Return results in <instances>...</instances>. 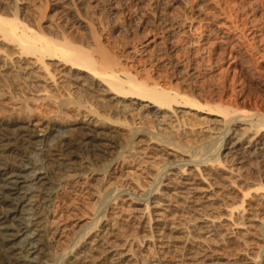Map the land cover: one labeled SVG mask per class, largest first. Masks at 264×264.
I'll use <instances>...</instances> for the list:
<instances>
[{"label":"rangeland","instance_id":"374dc122","mask_svg":"<svg viewBox=\"0 0 264 264\" xmlns=\"http://www.w3.org/2000/svg\"><path fill=\"white\" fill-rule=\"evenodd\" d=\"M45 2L44 0L42 1L41 0H26V1L25 0H16V1L15 0H0V9H1L0 14L2 16H9L11 18L13 17L15 18L17 16L16 18L21 20L20 21L21 23L25 22L27 25H30V26H35V24L36 25L40 24L46 27L47 29L50 28L53 31H57L58 26H60L64 28L65 30H68L67 32L71 31V33H74L76 35L77 34L79 35V31L80 33L82 32V28L79 26V23L74 22L68 10L64 9L65 7L64 0L63 1L62 0H47V3ZM73 4L75 5L76 8L80 10L79 12H83L81 14H84L85 10L82 9L83 8L81 7L82 4L77 3V1L76 3L73 2ZM195 6L196 8L199 6V9H202L200 11L204 13L202 14L204 19L201 21L200 27L197 26L196 24L197 27L195 29V32H198L200 29H205V31L210 32L209 34L211 36L209 35V37H210L211 42H213L214 45H216V47H213L215 48V50H217L216 52H222V50L224 49L226 50V54L223 57V60L222 58L220 59L219 57L220 55L212 54L210 50L211 47L209 46L206 49L201 50L202 52H200V53H203L204 51L205 54L203 53L204 54L203 56L204 58H206L204 59L205 61H202L201 59L202 57H200L201 55L199 56L197 52H195L196 54L195 55L194 52L192 51L189 52L187 50H184V48L182 49L179 48L182 51L179 54V49L176 51L170 50L171 48L169 47V42H167L168 39L166 37L165 39L166 41L164 39L162 40V42L163 41L165 42H163L162 44H160L161 43L160 42L158 45H156L157 47L155 46L153 48L156 50V52L153 49L151 50L150 49L151 47H150L148 49L153 51V53L149 52V56L148 54L144 55V53H142L143 55L140 54V56L136 57L137 59H134L136 62L133 60L134 62L133 65H137L138 63V65L135 66L136 70H139L137 69L138 67L140 68L139 72L137 71L138 75L136 74V76L139 79L141 77V80H144L145 77L148 78V77L153 76L152 78L155 77L154 80L158 79L157 81L159 82V84L162 83L163 85L162 84L160 85L164 86V88L177 89L178 87L179 90L182 89L181 92L183 91V93L185 92L186 94L189 93V95L191 96L193 95V97L196 100L200 101L201 99L202 103L206 101L209 102L210 100H212L211 99L213 98L212 96H215L214 97L215 99L213 98V100L215 101H219V100H216V98L218 99V97H220V100L222 99H224V101L228 100L225 98L226 96H228L227 93H229L228 97L229 98L231 97L230 99L234 98V96L236 98L240 93L239 87L241 84L240 83L238 84L236 82L239 85L238 86V85H235V83H232V82H231L232 84L229 83L230 79L229 81H227L228 78L226 79L223 76L222 72H221L222 75L219 74L221 76H218V73H220L221 71L219 69H221L222 66L225 67L227 63H230L233 60V59L231 60V58L228 57L230 53H231V56L233 54L234 55L238 54V56L242 58V61H244V58L246 59L245 64L250 65L249 66L250 69L248 68L249 70H251V68L255 66V69L253 68L252 71H255L254 73L260 75L261 77L263 76L264 74V0H213V1L212 0L211 1L209 0L208 1L207 0H201V1L200 0H185L183 4L182 3L175 4L172 8H168V9L162 8L163 11H161L160 10L161 8L159 7L155 8L154 5L153 7L146 6V9L150 8V10L147 9V12H145L147 15L144 13L145 14L144 16H146L145 19L147 20V24L145 25L146 28L140 27V24H139L140 22L136 19L137 17L136 18L133 17V22L134 20L136 21L135 23H131L132 21L129 19V16H125V17L122 16L117 19L118 21L116 20V24L118 25L119 28L121 26V28L119 29L117 33H113V37L115 39L117 37L118 40L117 39L116 40L119 44L125 45L126 41H130V44L131 42H134L133 46L138 45L139 47L140 43L144 42V40L149 37L150 34L147 31L149 27L151 28L150 24H152L153 26L152 21L156 23L158 20H159L158 22H160V18L161 20H164L165 18L173 19L174 17L175 19L176 17V19L179 20V19H184L187 16L190 17L194 13ZM14 8L16 11L13 10ZM134 8L137 9V7L133 4V13L139 11L138 9H137L138 11H136V9L134 10ZM156 9L158 12L156 11ZM166 10H168V12ZM15 12H17L16 16H15L16 14ZM151 12L153 14L156 13L157 16L159 14V16L157 17L154 14L155 16L154 17L153 14L151 15L149 14ZM164 12L165 14H163ZM42 13H44V15ZM41 15H42V19L41 21H39ZM225 15H231L232 18L235 17L238 24L239 25L241 24V27H240L241 31L239 30L237 32V34H240V35L243 34L242 36L238 35L240 39H242L243 36L245 35L244 38L242 39L243 41L242 40H240L239 42L237 41L241 47L239 48L237 47L236 49L234 48V50L229 48L232 45L230 44L231 42H228V40L225 39V37L218 35V33H220L221 30L224 29L221 26L222 25L221 21H223ZM150 16L151 18L149 19L148 17ZM59 17L61 18V20ZM37 21H39L40 23H38ZM48 22L49 23L51 22V23L49 24ZM62 23L63 25L65 23V25L63 26ZM56 25H57V28H55ZM75 25L76 27H73ZM242 28L244 29L243 31H242ZM131 31L134 33V35ZM75 32H78V33H75ZM212 32L214 33L212 34ZM117 34L120 36L122 35V36L121 37L119 36L120 37L119 38ZM214 34H216V37ZM162 36H164V34ZM245 38L246 40L248 39L247 42ZM166 42H167V45H166ZM175 42L176 41H174V43ZM243 43L244 44L246 43L245 45L247 49L245 48V45H243ZM0 44L1 45L3 44L2 46L0 45V49L6 46V44L2 43V41H0ZM130 46H132V44ZM5 48H8V47H5ZM244 48L248 51V53ZM254 48L258 49L256 50L257 53L256 51L253 53ZM13 49L16 50V48H13ZM209 51H210V54H208ZM260 51L263 52V55L260 54L261 53ZM3 52L2 54L6 53L5 51ZM183 52L185 53L188 52L189 54L188 53H187L188 55L185 53L183 54ZM175 53L177 54L175 55ZM190 53L191 54L193 53L192 56ZM194 55L196 57L193 58ZM209 55L211 57V60H213L215 63H218V64H212L210 67L209 64H207L208 63L207 58L210 59ZM145 56H148L147 57L148 59L149 57L151 58L152 56L153 58L149 60L146 58L147 61H145V58H143ZM246 56L248 57V59ZM261 56H263V58ZM3 57L5 59H2ZM17 57L18 56L14 54H12L11 56L8 54L2 56L1 51H0V65L2 66V64H4V62L7 61L5 63L7 67L5 65L2 66V68L0 67V72H1L0 74V121L11 122L13 120L16 121V120L21 119L20 120L21 125H23L24 127L26 126L25 128L28 130H31L33 132L35 131V133L38 132L37 134H40V135L47 134L50 131L51 126L55 125L57 128H59L62 131H64L63 129H65V131L67 129V133H69L68 135L70 136V138L72 137L71 139H73V141L75 139H76L75 141H79L81 139L82 137L81 131H83L82 125L84 126V124H86L87 127L89 125V128H96V129L100 125L98 129L103 131L107 135V137L111 139V137L113 136V139L111 140L115 141L117 139L116 141L119 140L118 142H120L121 144H123L122 146H124L122 149L114 150L115 152H111L110 150L109 154L110 153L112 154L106 156L105 159L102 157L104 156L103 153L101 152L98 153L99 150L95 151L96 155L95 153L94 154L87 153L88 157H91V158L94 157V159L92 158L93 161L96 160V158H98L94 162L91 160V158H88L89 165L87 167V175H85L86 173L81 175L79 172H75V173L71 172L72 173L71 175H70V172L69 173L57 172V177L61 179V186L57 194L58 199L56 198L57 200L55 199L53 205L49 209L46 210L47 213L45 212L46 214H45V218L43 222L44 224L43 227L46 232L44 234H45V240H47L46 246H47V253H48L46 257L47 260L44 259L45 262L43 261L44 264H54V263L55 264H264V204H263L264 203L263 201L264 200V186H263L264 185L263 183L264 182V174H263L264 173V167H263L264 165V130L259 131L257 134L255 133L254 128L250 129V127H248L249 124L237 123V125H234L236 124V122H234L233 125L230 124L231 130L227 133V135L225 134V136L223 137L220 134L224 132L225 127H224V123H222L223 121L221 117L210 115L208 114L207 110H204L206 112L196 111V110H192L189 107H186L183 105L173 106V108H170V109L158 110L152 107L151 104H148V102H145V101L139 102L138 100H135V99H133V102L135 103H133L130 106V109L135 110V111L130 110L127 113V115L120 116V114L119 115L113 114L115 112L112 113V111H109V110L107 111V108L103 112V109H104L103 106H104V103L106 102V101L104 102V100L105 99L108 100L109 95L101 92L100 90L96 91V89H88L87 86L82 87L79 84H75L74 83L75 73L74 72L72 73V71H70L68 67L66 68V66L63 67L62 65H59L56 63L55 65L56 68L54 66L53 67L57 71L54 72L55 74L54 82H51L52 79L49 80L50 77L45 76L46 73H44V69L42 70V68H37L39 67V65L33 62L34 60L33 58L29 60L26 59L29 62V63L27 62L26 63L29 64L31 67L27 65L26 68H23L24 64L22 63L24 62L23 61L24 59L20 58L19 60ZM159 57L160 59L162 57L161 61L160 59H157ZM251 57L255 59H252ZM8 58L10 59L12 64L9 62ZM216 58L218 60H216ZM219 59H220V62H219ZM250 59L253 62L250 61ZM1 60L3 63L1 62ZM138 60L139 62H137ZM200 60L203 63H201ZM148 61L150 62L148 63ZM47 62H52L53 64H55L54 61L47 60ZM163 62L165 63L163 64ZM249 62L250 63L252 62V63L250 64ZM18 63L20 64V67ZM33 63L35 65H33ZM151 63L154 65L156 64V66L151 65ZM172 63H174L175 65ZM197 63L199 65L197 67L198 70L195 67L197 66ZM204 63L206 64L202 65ZM12 65L14 67H12ZM16 65H18V68ZM21 65H23V67H21ZM181 66L182 68L184 69L187 68V69L183 71L184 73L182 72L180 74L179 73L177 74L176 72L178 71L177 69L182 70ZM205 66H208L207 71H206ZM53 67L52 69H54ZM190 67H194L196 69L195 74L198 73L197 75L194 76L195 79L194 77L191 78L193 79V82L190 81L191 80L190 77L187 78L184 76L185 74H187L185 72L188 71ZM35 68L38 72L34 70ZM141 68L143 69V71H141ZM201 68H204V69H201ZM15 69L17 72L15 71ZM24 69H26L25 70L26 72H27V69H29L30 70L29 72L31 73L35 71L36 72L33 73V75L30 73L32 76L29 75V77H25L26 80L24 81L23 74L25 73V71H21ZM209 70H210V73H209ZM14 71H15V74H14ZM19 71L23 73L21 74ZM40 71L41 72L43 71L42 72L43 75L41 74ZM257 71H260V74ZM8 73H11L12 75ZM211 73L213 74V76ZM35 74L38 75V77ZM181 74L183 78L185 77V80L182 79ZM11 77H15L17 80L15 81L14 80L15 78H11ZM17 77H20V78H17ZM30 77L31 78L33 77V79H31ZM83 77H84L83 78L84 84H86L87 80L89 79L86 78L87 77L86 75H83ZM222 77L225 79H223ZM55 78L57 79V81ZM18 79L20 80V82ZM181 79L183 80V83ZM217 79H218V82L216 83ZM5 80H7L8 82ZM22 80L24 81L25 84L28 83L27 86L24 85ZM187 80L189 81L187 82ZM32 81H34L35 83ZM55 81L57 82V84L58 83L59 84L58 85L55 84ZM185 81L187 84L184 83ZM54 84L56 86H54ZM29 85L30 86L32 85L35 88L33 87L31 88ZM66 86L68 87V89ZM179 86L180 87L182 86V88L180 89ZM43 87L44 89H46L45 91L47 92H44V89H42ZM183 87H184V90H183ZM28 88L30 90L32 89V91H29ZM37 88L40 91L37 90ZM50 88L51 90H49ZM76 88H80L81 90L76 89ZM233 88H234V91L232 92L233 93L232 95L235 94L234 96L231 95V91ZM235 88L238 89V91ZM33 89H35V91ZM217 89L219 90V93L221 92L220 94L218 93L219 95L216 93L218 92ZM5 91L6 93H4ZM32 92H35V93H32ZM49 92L52 94L50 95ZM212 92H214L215 94ZM73 93L76 95H74ZM45 94H46V97H45ZM23 95H24V98H23ZM86 95L87 96L89 95V97L87 98ZM216 95H218V97ZM207 96L209 98L211 97L210 100ZM199 97L201 98L199 99ZM202 97L205 101L202 100ZM86 99L89 101H87ZM213 100L211 101L212 103L214 102ZM39 101L40 102L42 101V102L40 103ZM76 101H79L78 102L79 105H77L78 103ZM214 103H217V102H214ZM132 106L133 108H136V109H133ZM245 107H246L245 109H248V111L250 110L249 111L250 113L256 110V108H254L253 104L250 102L246 104ZM137 109L141 110L139 111L140 113H142V115L147 114V116L143 115L142 117L144 118L139 120ZM105 112H108V113L110 112V113L108 115ZM104 113L107 114L109 117H107V115L104 116ZM130 113L131 115H129ZM101 115L105 119L101 117ZM95 116H97L98 119ZM113 116L114 118L118 117V119L122 118V120L121 119L118 120L116 118H115L116 120H114ZM124 118H127V119L125 120ZM101 119L104 122L100 121ZM217 120L218 121L220 120V121L218 122ZM112 121L114 122L116 121V122L112 123ZM140 121L141 122L143 121L144 123L143 122L141 123ZM210 121H212L211 124L209 123ZM158 122H161L162 124L160 123L159 125ZM185 122L187 123V125H185L186 124ZM147 124H149V126H147ZM130 127H132L133 129ZM79 128L80 130H78ZM108 128H110V131ZM136 128L139 129L141 132H143L144 135L141 134V136L140 135L133 136L135 133L134 130ZM160 128L162 131H164L163 132L164 134L166 132L171 131L173 133L171 135L173 136L179 135L181 133L182 137H184V135L186 134L194 138L199 137L198 139H202V140H199L198 141L199 143H196L193 149L197 150L201 156L205 154L206 149H207L206 152L209 149V151L207 152V155L205 154L203 155V157H209V156L215 157L216 155H219L220 159L223 161V162L221 161L222 165L220 164V166H218L216 165V163H213V166L211 165L213 167L212 168L210 166V163H211L210 161L207 163L200 162L199 166L194 165L195 164L194 162L185 164V162L189 158L187 156L188 153L186 154L179 149L175 150L174 147L171 148V147H168L167 145L164 146V144L162 145L158 140L152 138V135L158 136L159 133L162 132ZM244 128H246V130ZM146 131L147 132L149 131V132L147 133ZM79 133H80V136H79ZM193 133L194 135H192ZM109 134L110 136H108ZM169 134L170 133L168 134L166 133L165 135H169ZM149 136H151V138ZM221 137H223L224 145L218 151L216 150L215 147L217 146L216 144L218 143V139ZM151 139H154L156 141L151 140ZM206 142L212 147L215 143L214 145L215 150L213 151V149L209 145H207V147L209 148H206L205 147ZM135 145H136V148H135ZM132 146H133V149L136 151V153L132 148H130ZM200 149L202 150L200 151ZM109 157H111V159L107 160ZM117 158H119V162H120L118 166L119 168L118 167L111 168L112 162L114 160H117ZM250 158H251V161H250ZM98 160L99 161L102 160V161L99 162ZM158 160H161V161H158ZM255 162L257 165L255 164ZM161 164L163 166H161ZM258 164L260 165V167ZM254 165L258 166L259 169L263 168L262 171L260 172V170ZM89 166L91 168H89ZM92 170L94 171V173ZM252 172L254 173L252 174ZM161 173H164V174L161 175ZM73 174L75 177L72 176ZM257 175H259L260 177L259 176L257 177ZM252 178L255 180L253 181ZM257 178L258 180H256ZM232 181H234V183ZM260 181L263 184H261ZM250 185L252 187H249ZM108 191L110 193H107ZM104 192L108 194L109 196L106 195L105 197ZM139 196H141L143 200L137 199ZM145 198H148V200L147 201L144 200ZM236 206H239V208L238 207L236 208ZM102 216L104 218H102L101 221H99L100 223L99 222L97 223V219ZM94 223H97L95 224V228H93ZM122 230L124 231V233ZM48 255L50 258L48 257Z\"/></svg>","mask_w":264,"mask_h":264},{"label":"bare ground","instance_id":"6f19581e","mask_svg":"<svg viewBox=\"0 0 264 264\" xmlns=\"http://www.w3.org/2000/svg\"><path fill=\"white\" fill-rule=\"evenodd\" d=\"M16 1V0H15ZM26 1V0H25ZM42 1V0H41ZM46 1V2H45ZM63 1V0H62ZM82 4L81 7L82 9L85 10L84 14H81L83 12H79L80 10L75 7L73 2ZM64 0L65 2V7L64 9H67L70 16L74 20V22H78L79 26L82 28V32L79 35L67 32L68 30H65L64 28L58 26L57 31L47 29L46 27L42 25H36L35 26H30L27 25L25 22L21 23L19 19H17L16 15L17 12H15V18L13 17L14 13L12 14L13 18L9 16H2L0 14V41L2 43L6 44L5 47H2L0 49L1 55L4 56L6 54L8 55H17L18 59H24L23 65L21 67L26 68L27 63H29L26 59H31L33 58V62L37 63L39 67L37 68H42L44 69V73H46L45 76L50 77L49 80L51 82H54V77L55 74L54 72L57 71L56 68V63L59 65H62L63 67L66 66L72 73L74 72V83L79 84L80 86H87L88 89H96V91L100 90L103 93L108 94V100H104V109L107 108V111H112L115 112L113 114H120V116L127 115V113L132 110L130 109V106L135 103L133 102V99L140 101H145L148 102V104H151L152 107L162 110V109H170L173 108V106H186L189 107L192 110L196 111H204L207 110L208 114L210 115H215L218 117H221L222 123H224L225 130L222 134L223 137L225 134L231 130L230 129V124L233 125L234 122L239 124H249L248 127L254 128L255 133L258 134L259 131L264 130V74L261 77L258 74H255V71H252V69H255V66L249 70V66L245 64V58L244 61H242V58L238 56V54H233L231 56V53L228 55V57L231 58V62L227 63L225 67L222 66L220 73H218V76H223L229 81V83H235V85H238L239 83L241 84L239 89L240 93L239 95L235 98V94L232 95L234 88L231 91V95L234 96V98L230 99L229 93L225 92L228 94L225 98L228 100L222 99L220 100V97L218 95L221 93L216 92L218 95V99L215 101L213 98L215 96H212L214 92H212L210 96L214 102L217 103H212L209 98V102L206 101L204 103L201 102V97H199L200 101L196 100L193 95H189V93H183L181 90L178 89H173V88H164V86H161L160 83L157 80H154L152 77H145L144 80H141L137 78L136 74L139 72L140 68L138 67L136 70V67L138 65H133L134 59H137V56H140V54L144 53V55L148 54L156 45L162 44L165 42L166 37L168 39L167 42H169V48L172 51H176L179 48L187 51H192L197 52L200 57H202V61H205L204 59V51L203 53L201 50L206 49L208 46L211 47L208 48L211 50L212 54H217L220 55V59L225 56L226 50H222V52H216L215 50L216 45H214L213 42H211L209 33L208 31H205V29H200L198 32H195V29L197 26L200 27L201 21L204 19L202 13L199 9V6L194 9V13L190 17H186L184 19H168L165 18L164 20H161L160 22L157 21L156 23L153 22V26L151 25V28H148V33L150 34L148 38L144 40V42L140 43L139 47L133 46L134 42H131L132 46H130V41H126V44H119L117 42V37L116 39L113 37V33H117L120 28L116 24V20L122 16H129V19L132 21L131 23H135L136 20L133 22V17H137L136 19L140 22V27H145L147 24V20L145 19L146 16H144L147 12V9L150 10V8L146 9V6H152L154 5L155 8L159 7L164 9L172 8L175 4H180L184 3L185 0ZM201 1V0H200ZM208 1V0H207ZM211 1V0H209ZM213 1V0H212ZM45 3H47V0H44ZM49 2V1H48ZM28 3V2H27ZM187 3V2H185ZM15 4V2H14ZM17 4V3H16ZM44 4V3H43ZM42 4V5H43ZM133 4L137 7L134 8L138 12L133 13ZM202 4V3H201ZM214 4V3H213ZM47 5V4H46ZM77 5V4H76ZM187 5V4H186ZM196 5V4H195ZM215 5V4H214ZM255 5V4H254ZM39 6V5H38ZM57 6V5H56ZM14 7V6H13ZM16 7V6H15ZM59 7V6H58ZM80 7V9H81ZM234 7V6H233ZM6 8V7H5ZM21 8V7H20ZM48 8V7H47ZM201 8V7H200ZM236 8V7H235ZM254 8V7H253ZM252 8V9H253ZM258 8V7H257ZM46 9V8H45ZM44 9V10H45ZM192 9V8H191ZM256 9V8H255ZM15 10V8L13 9ZM43 10V9H41ZM66 10V11H67ZM148 10V11H149ZM159 10V9H158ZM1 11V9H0ZM10 11V10H9ZM16 11V10H15ZM152 11V9H151ZM155 11V10H154ZM157 11V9H156ZM155 11V12H156ZM168 12V10H166ZM165 11V12H166ZM189 11V10H188ZM217 11V10H216ZM235 11V10H234ZM11 12V11H10ZM14 12V11H13ZM20 12V10H19ZM56 12V11H55ZM158 12V11H157ZM156 12V13H157ZM165 12L163 14H165ZM30 13V12H29ZM60 13V12H59ZM145 13V14H144ZM156 13H154L156 15ZM160 13V11H159ZM230 13V12H229ZM5 14V13H3ZM21 14V13H20ZM25 14V13H24ZM44 15V13H42ZM56 14V13H55ZM150 15L153 14L152 12L149 13ZM153 14V16H154ZM173 14V13H172ZM220 14V13H219ZM40 15V14H39ZM54 15V14H53ZM147 15V14H146ZM171 15V14H170ZM30 16V14H29ZM35 16V15H34ZM157 16V15H156ZM159 16V14H158ZM157 16V17H158ZM162 16V15H161ZM28 17V16H27ZM38 17V16H37ZM57 17V16H56ZM62 17V16H61ZM155 17V16H154ZM164 17V16H163ZM172 17V16H171ZM213 17V16H212ZM45 18V17H44ZM60 18V17H59ZM65 18V17H64ZM149 19L151 18L148 17ZM153 18V17H152ZM215 18V17H214ZM26 19V18H25ZM24 19V20H25ZM42 19V15L40 16V20ZM66 19V18H65ZM148 19V20H149ZM17 20V21H16ZM19 20V22H18ZM61 20V18H60ZM68 20V19H67ZM27 21V20H26ZM29 21V20H28ZM36 21V20H34ZM37 21L38 23H40ZM53 21V20H52ZM58 21V20H57ZM64 21V20H63ZM118 21V20H117ZM137 21V22H138ZM70 22V21H69ZM120 22V21H119ZM126 22V21H125ZM151 22V23H152ZM222 22V27L224 28L221 30L218 35L225 37V39L228 40V42H231L232 44L229 48L236 49L237 47H241L239 45V41L242 40L240 39L239 36H242L240 34H237V32L240 30L241 24L239 25L236 18H232L231 15H225L224 19ZM250 22V21H249ZM252 22V21H251ZM255 22V21H254ZM32 23V22H31ZM35 23V22H34ZM37 23V24H38ZM49 23V22H48ZM51 23V22H50ZM49 23V24H50ZM121 23V22H120ZM68 24V23H66ZM70 24V23H69ZM197 24V26H196ZM32 25V24H31ZM47 25V24H46ZM52 25V24H51ZM55 25V24H54ZM63 25V23H62ZM65 25V23H64ZM63 25V26H64ZM125 25V24H124ZM136 25V24H135ZM134 25V26H135ZM72 26V25H71ZM139 26V25H137ZM136 26V27H137ZM148 26V25H147ZM248 26V25H247ZM54 27V26H53ZM73 27H76L73 26ZM126 27V26H125ZM216 27V26H215ZM246 27V26H245ZM57 28V25L56 27ZM80 28V29H81ZM53 29V28H52ZM79 29V28H77ZM137 29V28H136ZM250 29V28H249ZM56 30V29H55ZM135 30V29H134ZM143 30V29H142ZM147 30V29H146ZM244 29L242 28V31ZM75 31V30H74ZM121 31V30H120ZM241 31V30H240ZM132 32V31H131ZM144 32V31H143ZM249 32V31H248ZM247 32V33H248ZM257 32V31H256ZM78 33V32H75ZM133 33V32H132ZM146 33V32H145ZM144 33V34H145ZM214 32H212L213 34ZM240 33V32H239ZM244 33V32H243ZM122 34V33H120ZM164 34V36H162ZM237 34V35H236ZM257 34V33H256ZM118 35V34H117ZM134 35V33H133ZM143 35V33H142ZM146 35V34H145ZM148 35V34H147ZM216 37V34H214ZM239 35V36H238ZM255 35V34H254ZM120 35H118L119 37ZM122 36V35H121ZM120 36V37H121ZM140 36V35H138ZM211 36V35H210ZM257 36V35H256ZM119 37V38H120ZM131 37V36H130ZM134 37V36H133ZM132 37V38H133ZM146 37V36H145ZM252 37V36H251ZM126 38V37H125ZM136 38V37H135ZM144 38V37H143ZM142 38V40H143ZM239 38V39H237ZM249 38V37H248ZM261 38V37H260ZM124 39V38H123ZM165 40L162 42V40ZM128 40V39H127ZM135 40V39H134ZM215 40V39H214ZM246 40V38H245ZM248 40V39H247ZM246 40V42H247ZM255 40V39H254ZM120 41V39H119ZM122 41V40H121ZM174 41H176L174 43ZM238 41V42H237ZM243 41V40H242ZM241 41V42H242ZM166 42V45H167ZM240 42V43H241ZM251 43V42H250ZM249 43V44H250ZM254 43V42H253ZM252 43V44H253ZM137 44V42H136ZM246 44V43H245ZM243 43V45H245ZM251 44V45H252ZM258 44V43H257ZM1 45V44H0ZM3 45V44H2ZM1 45V46H2ZM255 45V44H254ZM263 45V44H262ZM225 46V45H224ZM223 46V47H224ZM12 47V49H11ZM151 47V48H150ZM157 47V46H156ZM249 47V46H248ZM254 47V46H252ZM4 48V49H3ZM13 48H16L14 50ZM150 48L151 50H149ZM245 48L247 49L246 45ZM244 48V49H245ZM250 48V47H249ZM257 48V47H256ZM158 49V48H157ZM179 49V54L182 52ZM217 49V48H216ZM245 49V50H246ZM253 49V48H252ZM5 51V54H2L3 51ZM155 50V49H153ZM161 50V49H160ZM183 50V51H184ZM239 50V49H238ZM258 50L254 48L253 53ZM159 51V50H158ZM157 51V52H158ZM228 51V50H227ZM232 51V50H231ZM244 51V50H243ZM247 51V50H246ZM156 52V50H155ZM163 52V51H162ZM261 52V51H260ZM4 53V52H3ZM151 53V54H152ZM178 53V51H177ZM175 53V55L177 54ZM185 52H183L184 54ZM186 52L185 54H187ZM241 53V51H240ZM248 53V51H247ZM257 53V51H256ZM150 54V56H151ZM158 54V53H156ZM154 54V55H156ZM172 54V53H171ZM189 54V53H188ZM187 54V55H188ZM191 54V53H190ZM193 54V53H192ZM191 54V56H192ZM207 54V53H206ZM210 54V51L209 53ZM243 54V53H242ZM241 54V55H242ZM251 54V53H250ZM249 54V55H250ZM263 55V52L260 53ZM143 55V54H142ZM153 55V54H152ZM163 55V54H162ZM169 55V54H168ZM196 55V54H195ZM193 56L196 57V56ZM257 55V54H256ZM148 56H145L143 58H146ZM160 56V54H159ZM165 56V55H164ZM172 56V55H171ZM178 56V55H177ZM182 56V55H181ZM198 56V57H199ZM208 56V55H207ZM214 56V55H213ZM227 56V55H226ZM251 56V55H250ZM163 57V56H162ZM161 57V59H162ZM176 57V56H175ZM206 57V55H205ZM210 57V55H209ZM218 57V56H217ZM244 57V56H243ZM247 57V56H246ZM253 57V56H252ZM251 57V58H252ZM255 57V56H254ZM263 58V56H261ZM6 58V56H5ZM4 57L2 59H5ZM10 58V57H9ZM8 58V59H9ZM141 58V57H140ZM153 56L149 59H152ZM169 58V57H168ZM172 58V57H171ZM260 58V57H259ZM261 58V60H262ZM148 59V58H147ZM148 59V60H149ZM157 59H160L157 58ZM160 59V61H161ZM165 59V58H164ZM183 59V58H182ZM200 59V58H199ZM219 59V62H220ZM229 59V58H228ZM248 59V57H247ZM255 59V58H252ZM13 60V59H12ZM18 60V61H19ZM47 60L54 61L55 64L52 62H47ZM141 60V59H139ZM139 60L137 62H139ZM180 60V59H179ZM195 60V59H194ZM209 66L211 67L212 64H218L215 63L213 60L208 59ZM216 60H218L216 58ZM221 60V61H222ZM259 60V59H258ZM15 61V60H14ZM17 61V62H18ZM31 61V60H30ZM135 61V60H134ZM159 61V60H158ZM157 61V62H158ZM172 61V60H171ZM188 61V60H187ZM193 61V60H192ZM198 61V60H197ZM201 61V60H200ZM201 61V63H203ZM250 61H252L250 59ZM2 62V60H1ZM7 61L2 64V66L5 65ZM9 62L11 63L10 59ZM27 62V63H26ZM136 62V61H135ZM144 62V61H143ZM150 61H148L149 63ZM156 62V60H155ZM154 62V63H155ZM166 62V61H165ZM163 62V64L165 63ZM175 62V61H174ZM179 62V61H178ZM253 62V61H252ZM251 62V63H252ZM255 62V61H254ZM3 63V62H2ZM14 63V62H13ZM20 63V62H19ZM18 63V64H19ZM32 63V62H31ZM33 63V65H35ZM153 63V62H152ZM153 66H156V64H152ZM161 63V62H160ZM194 63V62H193ZM250 63V62H249ZM250 63V64H251ZM12 64V63H11ZM36 64V65H37ZM136 64V63H135ZM145 64V63H144ZM174 64V63H172ZM177 64V63H176ZM179 64V63H178ZM200 64V62H199ZM206 63L202 64L205 65ZM32 65V66H33ZM37 65V66H38ZM150 65V64H149ZM175 65V64H174ZM173 65V66H174ZM192 65V64H191ZM195 65V64H194ZM221 65V64H220ZM255 65V64H254ZM0 65V67L2 68ZM6 66V65H5ZM18 68V65H16ZM55 68H54V67ZM140 66V65H139ZM144 66V65H143ZM152 66V67H153ZM169 66V65H168ZM177 66V65H176ZM180 66V65H179ZM193 66V65H192ZM197 63V67H198ZM7 67V66H6ZM12 67H14L12 65ZM20 67V64H19ZM29 67H31L29 65ZM34 67V66H33ZM52 67L54 69H52ZM151 67V66H150ZM159 67V66H158ZM163 67V66H162ZM166 67V66H165ZM171 67V66H170ZM187 67V66H186ZM202 67V66H201ZM206 67V71L208 66ZM214 67V66H213ZM252 67V66H251ZM155 68V67H154ZM180 68V67H179ZM249 68V69H248ZM13 69V68H12ZM11 69V70H12ZM20 69V68H19ZM22 69V68H21ZM53 71H52V70ZM164 69V68H163ZM170 69V68H169ZM172 69V68H171ZM177 69V68H176ZM177 69L178 71L177 74L182 73L185 71L187 68H182ZM184 69V70H183ZM194 67H190L188 71H186L184 76L185 77H190L193 78L196 73V70ZM204 69V68H201ZM262 69V68H261ZM9 70V69H8ZM18 70V69H17ZM21 70V71H25ZM36 70V68L34 69ZM39 70V69H38ZM41 70V69H40ZM61 70V69H59ZM147 70V69H145ZM150 70V69H149ZM198 70V69H197ZM263 70V69H262ZM6 71V70H4ZM10 71V70H9ZM8 71V72H9ZM16 71V69H15ZM14 71V74H15ZM30 70L27 69V72L25 71L24 75V81L26 80L25 77H29V75H33V73L29 72ZM46 71V72H45ZM138 71V72H137ZM141 71L143 69L141 68ZM151 71V70H150ZM149 71V72H150ZM173 71V70H171ZM170 71V72H171ZM205 71V70H203ZM212 71V70H211ZM218 71V70H217ZM12 72V71H11ZM17 72V71H16ZM20 72V71H19ZM29 72V73H28ZM38 72V71H37ZM41 72V71H40ZM43 72V71H42ZM41 72V74H42ZM154 72V71H153ZM165 72V71H164ZM222 72V74H221ZM260 74V71H257ZM256 72V73H257ZM5 73V72H4ZM13 73V72H12ZM21 74L23 72H20ZM31 73V74H30ZM66 73V72H65ZM148 73V72H146ZM175 73V72H174ZM184 73V72H183ZM200 73V72H199ZM205 73V72H204ZM210 73V70H209ZM1 74V72H0ZM6 74V73H5ZM11 74V73H8ZM7 74V75H8ZM37 74V73H36ZM35 74V75H36ZM202 74V73H201ZM208 74V73H207ZM212 74V73H211ZM214 74V72H213ZM212 74V76H213ZM221 74V75H219ZM4 75V74H3ZM12 75V74H11ZM31 75V76H32ZM34 75V76H35ZM39 75V73H38ZM38 75H36L38 77ZM43 75V74H42ZM83 75H86L89 80H87V83L84 84L83 80ZM138 75V74H137ZM141 75V74H139ZM143 75V74H142ZM170 75V74H169ZM2 76V75H1ZM5 76V75H4ZM10 76V75H9ZM15 76V75H14ZM19 76V75H17ZM35 76V77H36ZM41 76V75H40ZM150 76V75H149ZM161 76V75H160ZM166 76V75H165ZM172 76V74H171ZM174 76V75H173ZM180 76V75H179ZM217 76V77H218ZM3 77V76H2ZM16 77V76H15ZM11 77V78H15ZM43 77V76H42ZM73 77V76H72ZM182 77V74H181ZM185 77L182 79L185 80ZM197 77V76H196ZM204 77V76H203ZM7 78V76H6ZM5 78V79H6ZM10 78V77H9ZM20 78V77H17ZM22 78V79H23ZM31 78V77H30ZM41 78V77H40ZM57 78V77H56ZM55 78V79H56ZM152 78V79H151ZM169 78V77H167ZM215 78V77H214ZM223 78V77H222ZM223 78V79H225ZM29 79V78H28ZM27 79V80H28ZM33 79V77L31 78ZM44 79V78H43ZM59 79V78H58ZM161 79V78H160ZM166 79V77H165ZM181 79V80H182ZM195 79V77H194ZM221 79V77H220ZM219 79V80H220ZM12 80V79H11ZM15 81L17 80L16 78L14 79ZM19 80V79H18ZM35 80V79H34ZM39 80V79H38ZM83 80V82H82ZM85 80V81H86ZM168 80V79H167ZM214 80V79H213ZM7 81V80H5ZM22 80V82L24 83ZM36 81V80H35ZM57 81V79H56ZM55 81V84L57 82ZM160 81V80H159ZM189 80H187L188 82ZM190 81L193 82V79ZM205 81V80H204ZM3 82V80H2ZM8 82V81H7ZM12 82V81H11ZM20 82V80H19ZM27 82V81H26ZM31 82V80H30ZM34 82V81H32ZM40 82V81H39ZM168 82V81H167ZM208 82V81H207ZM215 82V81H214ZM218 82V79L216 83ZM221 82V81H219ZM226 82V81H225ZM238 84H237V83ZM14 83V82H13ZM12 83V84H13ZM17 83V82H16ZM35 83V82H34ZM49 83V82H48ZM73 83V82H72ZM71 83V84H72ZM177 83V82H176ZM183 83V80H182ZM180 83V84H182ZM186 83V81L184 82ZM202 83V82H200ZM199 83V84H200ZM205 83V82H204ZM224 83V82H223ZM231 83V84H232ZM2 84V83H1ZM28 83H24L25 86H27ZM30 84V83H29ZM37 84V82H36ZM47 84V83H46ZM54 84V86H56ZM59 84V83H58ZM57 84V85H58ZM64 84V83H63ZM173 84V83H172ZM178 84V85H180ZM187 84V83H186ZM212 84V83H211ZM5 85V84H4ZM3 85V86H4ZM11 85V84H10ZM21 85V84H20ZM68 85V84H67ZM74 85V84H73ZM163 85V84H162ZM174 85V84H173ZM185 85V84H184ZM192 85V83H191ZM202 85V84H201ZM204 85V84H203ZM213 85V84H212ZM216 85V84H215ZM24 86V87H25ZM30 86V85H29ZM28 86V87H29ZM34 86V84H33ZM32 85L30 86L31 88L33 87ZM38 86V85H37ZM36 86V87H37ZM43 86V85H42ZM65 86V85H64ZM70 86V85H69ZM194 86V84H193ZM221 86V85H219ZM239 86V85H238ZM8 87V86H7ZM21 87V86H20ZM47 87V86H46ZM61 87V86H60ZM67 87V86H66ZM65 87V88H66ZM76 87V86H75ZM166 87V86H165ZM172 87V86H171ZM186 87V86H185ZM190 87V85H189ZM188 87V88H189ZM198 87V86H197ZM196 87V88H197ZM207 87V86H206ZM213 87V86H212ZM226 87V86H225ZM230 87V86H229ZM18 88V87H17ZM22 88V87H21ZM35 88V87H33ZM176 88V87H175ZM194 88V87H193ZM202 88V87H201ZM224 88V87H223ZM222 88V89H223ZM237 88V87H236ZM235 88V89H236ZM27 89V88H26ZM44 89V87L42 88ZM41 89V90H42ZM68 89V87H67ZM80 89V88H76ZM192 89V88H191ZM208 89V88H207ZM212 89V88H211ZM216 89V88H215ZM24 90V89H23ZM29 91H32L28 88ZM35 91V89H33ZM37 90H39L37 88ZM36 90V91H37ZM46 89H44V92ZM51 90V88L49 89ZM48 90V91H49ZM58 90V89H57ZM70 90V89H69ZM75 90V88H74ZM81 90V89H80ZM79 90V92H80ZM83 90V89H82ZM184 90V87H183ZM206 90V89H205ZM209 90V89H208ZM227 90V89H226ZM225 90V91H226ZM231 90V89H230ZM238 91V89H236ZM21 91V90H20ZM25 91V90H24ZM40 91V90H39ZM38 91V92H39ZM65 91V90H64ZM95 91V92H96ZM195 91V90H193ZM191 91V92H193ZM214 91V90H213ZM16 92V91H14ZM36 92V93H38ZM42 92V91H41ZM51 92V91H50ZM49 92V93H50ZM66 92V91H65ZM77 92V91H76ZM100 92V93H101ZM197 92V91H196ZM6 93V91L4 92ZM20 93V92H19ZM18 93V94H19ZM35 93V92H32ZM90 93V92H89ZM99 93V92H98ZM102 93V94H103ZM224 93V92H223ZM17 94V95H18ZM22 94V93H21ZM25 94V92H24ZM42 94V93H41ZM52 93H50L51 95ZM61 94V93H60ZM67 94V93H66ZM74 94V93H73ZM85 94V93H84ZM191 94V93H190ZM203 94V93H202ZM215 94V93H214ZM34 95V94H33ZM40 95V94H39ZM55 95V94H54ZM62 95V94H61ZM72 95V93H71ZM76 95V94H74ZM91 95V94H90ZM97 95V94H95ZM199 95V94H198ZM222 95V94H221ZM226 95V94H225ZM28 96V95H27ZM31 96V95H29ZM69 96V95H68ZM78 96V95H77ZM82 96V95H81ZM87 96V95H86ZM17 97V96H16ZM21 97V96H20ZM41 97V96H40ZM46 97V94H45ZM52 97V96H51ZM54 97V96H53ZM64 97V96H63ZM89 95L87 96V98ZM104 97V96H103ZM224 97V96H223ZM228 97V98H227ZM22 98V97H21ZM24 98V95H23ZM38 98V97H37ZM80 98V97H79ZM82 98V97H81ZM85 98V97H84ZM106 98V97H105ZM11 99V98H10ZM55 99V98H54ZM57 99V98H56ZM92 99V98H91ZM215 99V98H214ZM14 100V99H13ZM26 100V99H25ZM75 100V98H74ZM78 100V98H77ZM82 100V99H81ZM79 100V101H81ZM87 100V99H86ZM202 100L205 101L202 97ZM207 100V99H206ZM48 101V100H47ZM52 101V100H51ZM69 101V100H68ZM79 101H76L77 103ZM83 101V100H82ZM89 101V100H87ZM86 101V102H87ZM96 101V100H95ZM10 102V101H9ZM19 102V101H18ZM38 102V101H37ZM40 102V101H39ZM42 102V101H41ZM40 102V103H41ZM84 102V103H86ZM211 102V103H210ZM252 103L253 107L256 108V110L252 113L248 111V109H245V105L248 103ZM35 103V102H34ZM46 103V102H45ZM53 103V102H52ZM67 103V102H66ZM71 103V102H69ZM74 103V102H73ZM76 103V104H77ZM90 103V102H89ZM61 104V103H60ZM65 104V103H64ZM68 104V103H67ZM81 104V103H80ZM5 105V104H4ZM26 105V104H25ZM63 105V103H62ZM79 105V103L77 104ZM76 105V106H77ZM87 105V104H86ZM103 105V104H102ZM143 105V104H142ZM18 106V105H17ZM29 106V105H27ZM101 106V105H100ZM140 106V105H139ZM146 106V105H145ZM182 106V107H183ZM89 107V106H88ZM147 107V106H146ZM15 108V107H14ZM25 108V107H24ZM23 108V109H24ZM29 108V107H28ZM27 108V109H28ZM92 108V107H91ZM102 108V107H101ZM100 108V109H101ZM133 108V106H132ZM144 108V107H143ZM249 108V107H248ZM19 109V108H18ZM26 109V110H27ZM136 109V108H133ZM252 109V108H251ZM16 110V109H15ZM30 110V109H29ZM32 110V109H31ZM36 110V109H35ZM140 109H137L138 111V116L139 120L144 118L142 117L143 114L140 113ZM176 110V109H175ZM178 110V109H177ZM14 111V110H13ZM76 111V110H75ZM135 111V110H132ZM25 112V111H24ZM30 112V111H29ZM102 112V114H103ZM206 112V111H204ZM23 113V112H22ZM109 115L108 112H105ZM104 113V116L107 115ZM30 114V113H29ZM133 114V113H132ZM136 114V112H135ZM149 114V113H148ZM153 114V113H152ZM12 115V114H11ZM107 115V117H109ZM116 115V116H118ZM131 115V113L129 114ZM174 115V114H173ZM196 115V114H195ZM24 116V114H23ZM136 116V115H135ZM150 116V115H149ZM155 116V115H154ZM153 116V117H154ZM158 116V115H157ZM183 116V115H182ZM194 116V115H193ZM9 117V116H8ZM27 117V116H26ZM30 117V116H29ZM97 117V116H95ZM101 117H103L101 115ZM112 117V116H111ZM129 117V116H128ZM152 117V116H151ZM178 117V116H177ZM185 117V116H184ZM7 118V116H6ZM11 118V117H10ZM104 118V117H103ZM114 118V116H113ZM116 118V117H115ZM116 119H118V117ZM120 118V117H119ZM132 118V117H131ZM150 118V117H149ZM148 118V119H149ZM193 118V117H191ZM14 119V118H13ZM18 119V118H17ZM43 119V117H42ZM51 119V118H50ZM98 119V117H97ZM105 119V118H104ZM103 119V120H104ZM122 120V118H120ZM118 119V120H120ZM125 120L127 118H124ZM151 119V118H150ZM160 119V118H159ZM165 119V118H164ZM170 119V118H169ZM181 119V118H180ZM195 119V118H194ZM21 120V119H20ZM20 120L16 121H0V263L2 264H44L43 261L47 257V246H46V241L45 240V230L43 227V222L45 218V214L47 213L46 210L49 209L55 199L57 198L58 190L61 186V179L57 177V172H62V173H69L70 175L72 174L71 172H79L81 175L85 174L87 175V167L89 165V159L91 157L87 156V153L94 154L96 150H99L98 153H103L104 156H102L104 159L106 156L112 154H109V151L115 152L114 150H119L122 149L124 146L118 141L111 140L113 139V136L111 139L107 137V135L98 129V128H89L84 124L82 125L83 131L82 132V137L79 141H73V139L70 138L67 133V129H63L64 131L60 130L57 128L55 125L51 126L50 131L45 134V135H40L35 133V131H31L26 129L23 125L20 124ZM25 120V119H24ZM112 120V119H111ZM117 120V121H118ZM124 120V121H125ZM147 120V118H146ZM161 120V119H160ZM186 120V119H184ZM200 120V119H199ZM216 120V119H215ZM49 121V119H48ZM47 121V122H48ZM102 121V119L100 120ZM177 121V120H176ZM190 121V120H188ZM193 121V120H192ZM198 121V120H197ZM203 121V120H202ZM201 121V122H202ZM218 121V120H217ZM220 121V120H219ZM218 121V122H219ZM104 122V121H102ZM109 122V121H108ZM114 121H112L113 123ZM116 122V121H115ZM114 122V123H115ZM128 122V121H126ZM141 122V121H140ZM138 122V123H140ZM143 122V121H142ZM141 122V123H142ZM151 122V121H150ZM164 122V121H163ZM170 122V121H169ZM168 122V123H169ZM212 121L209 123L211 124ZM111 123V122H110ZM122 123V122H120ZM132 123V122H131ZM135 123V122H133ZM144 123V122H143ZM157 123V122H156ZM155 123V124H156ZM159 125L161 122H158ZM178 123V122H177ZM183 123V121H182ZM181 123V124H182ZM186 123V122H185ZM192 123V122H191ZM205 123V122H204ZM46 124V123H45ZM106 124V123H105ZM162 124V123H161ZM179 124V123H178ZM180 124V126H181ZM200 124V123H199ZM203 124V123H201ZM61 125V124H60ZM131 125V124H130ZM143 125V124H142ZM158 125V124H157ZM158 125V126H159ZM168 125V124H167ZM173 125V124H172ZM187 125V123L185 124ZM223 125V124H222ZM149 126V124H147ZM146 126V127H147ZM179 126V125H178ZM189 126V125H188ZM201 126V125H200ZM108 127V126H107ZM115 127V126H114ZM134 127V126H133ZM162 127V126H161ZM166 127V126H165ZM170 127V126H169ZM192 127V126H191ZM214 127V126H213ZM64 128V127H63ZM81 128V127H80ZM80 128L78 130H80ZM102 128V127H101ZM132 128V127H130ZM129 128V129H130ZM151 128V127H149ZM155 128V126H154ZM158 128V127H157ZM197 128V127H196ZM211 128V127H210ZM215 128V127H214ZM110 131V128H108ZM133 129V128H132ZM141 129V127H140ZM166 129V128H165ZM188 129V128H187ZM192 129V128H191ZM190 129V130H191ZM195 129V128H193ZM201 129V127H200ZM241 129V128H239ZM246 130V128H244ZM243 129V130H244ZM33 130V129H32ZM74 130V129H73ZM116 130V129H115ZM154 130V129H153ZM161 130V128H160ZM167 130V129H166ZM171 130V129H170ZM174 130V129H172ZM182 130V129H181ZM238 130V129H237ZM70 131V130H69ZM108 131V132H109ZM114 131V130H113ZM131 131V130H130ZM135 133L133 136H138L143 134L139 129L134 130ZM162 131V130H161ZM177 131V130H176ZM183 131V130H182ZM147 132V131H146ZM149 132V131H148ZM147 132V133H148ZM160 132V131H159ZM158 132V133H159ZM164 131L160 132L159 135H152V138L158 140L162 145L164 144L167 145L168 147H174L175 150L179 149L183 151L184 153H188V160L185 162V164H188L190 162H194V165H198L199 163H207L211 162L210 166H213V163H216V165L220 166L221 164V159L219 155H216L215 157H203V155H207L206 148L207 147V142H206V149L205 154L202 156L199 154V152L195 149H193L196 143H199V140L197 137H191L189 135H184L182 137L181 133L179 135L173 136L171 131L166 132L167 134L170 133L169 135H165L163 133ZM186 132V131H185ZM184 132V133H185ZM189 132V131H188ZM238 132V131H237ZM242 132V131H241ZM240 132V133H241ZM254 132V131H253ZM77 133V132H76ZM107 133V131H106ZM183 133V132H182ZM187 133V132H186ZM195 133V132H194ZM194 133L192 135H194ZM204 133V132H203ZM208 133V132H207ZM261 133V132H260ZM113 134V133H112ZM189 134V133H188ZM238 134V133H237ZM72 135V134H71ZM144 135V134H143ZM151 135V134H150ZM175 135V134H174ZM204 135V134H203ZM211 135V134H210ZM215 135V134H214ZM80 136V133H79ZM110 136V134L108 135ZM198 136V135H197ZM209 136V135H208ZM115 137V136H114ZM151 138V136H149ZM223 137L218 139V143L216 144L217 146L215 147V143L212 146H210L213 151L216 150L219 151V149L224 145L223 143ZM74 138V136H73ZM79 138V137H78ZM77 138V140H78ZM138 138V137H137ZM151 139V140H154ZM210 139V138H209ZM139 140V139H137ZM144 140V139H143ZM147 140V139H146ZM150 140V139H149ZM154 140V141H156ZM142 141V140H141ZM243 141V140H242ZM77 142V143H76ZM135 142V140H134ZM138 142V141H136ZM143 142V141H142ZM123 143V142H122ZM140 143V142H139ZM158 143V142H157ZM210 143V142H209ZM211 143V144H213ZM160 144V145H161ZM133 145V144H132ZM138 146V145H137ZM166 146V147H167ZM128 147V146H127ZM133 149V146L130 147ZM136 148V145H135ZM203 148V146H202ZM210 148V149H211ZM129 149V148H128ZM211 149V150H212ZM80 150V151H79ZM134 150V149H133ZM174 150V149H173ZM195 150V151H194ZM202 149H200L201 151ZM210 150V151H211ZM135 151V150H134ZM212 151V152H213ZM86 152V153H84ZM126 152V151H125ZM248 152V151H247ZM136 153V151H135ZM204 153V152H203ZM253 153V152H252ZM124 154V153H123ZM182 154V153H181ZM96 155V153H95ZM102 155V154H101ZM114 155V154H113ZM112 155V156H113ZM185 155V154H184ZM252 155V154H251ZM100 156V155H99ZM249 156V155H248ZM96 157V156H95ZM98 157V155H97ZM122 157V156H120ZM259 157V156H258ZM94 159V157H92ZM91 160L93 161V159ZM161 158V157H160ZM257 158V157H256ZM98 158H96L97 160ZM111 159L109 157L107 160ZM124 159V158H123ZM134 159V158H133ZM162 159V158H161ZM94 160V161H96ZM244 160V159H243ZM93 161V162H94ZM99 161V160H98ZM97 161V162H98ZM102 161V160H100ZM99 161V162H100ZM104 161V160H103ZM161 161V160H158ZM156 161V162H158ZM163 161V160H162ZM251 161V158H250ZM253 161V160H252ZM91 162V161H90ZM223 162V161H222ZM249 162V161H248ZM254 162V161H253ZM252 162V163H253ZM258 162V161H256ZM255 162V164H256ZM103 163V162H102ZM119 158L117 160H114L112 162L111 168H117L119 166ZM262 163V162H261ZM259 163V164H261ZM158 164V163H157ZM168 164V163H167ZM173 164V163H172ZM250 164V163H249ZM254 164V163H253ZM258 164V165H259ZM159 165V164H158ZM184 165V164H183ZM181 165V166H183ZM215 165V166H216ZM222 165V164H221ZM257 165V164H256ZM254 165V166H256ZM109 166V165H108ZM157 166V165H156ZM161 166H163L161 164ZM197 166V167H198ZM211 166V167H212ZM262 166V165H261ZM179 167V166H177ZM201 167V166H200ZM217 167V166H216ZM248 167V166H247ZM250 167V166H249ZM258 168V166H256ZM260 167V165H259ZM264 167V165H263ZM89 168H91L89 166ZM119 168V167H118ZM159 168V167H158ZM185 168V167H184ZM213 168V167H212ZM182 169V167H181ZM210 169V168H209ZM259 169V168H258ZM263 169V168H262ZM260 168V172L262 171ZM91 170V169H90ZM154 170V169H153ZM93 171V170H92ZM156 172V170H155ZM217 172V171H216ZM94 173V171H93ZM91 173V174H93ZM102 173V172H101ZM165 173V172H164ZM164 173H161L163 175ZM215 173V172H214ZM219 173V172H218ZM254 172H252L253 174ZM90 174V175H91ZM105 174V173H103ZM211 174V173H210ZM248 174V173H247ZM264 174V173H263ZM212 175V174H211ZM255 175V174H254ZM252 175V176H254ZM74 176V174L72 175ZM71 176V177H72ZM79 176V175H77ZM89 176V175H88ZM218 176V175H217ZM259 175H257L258 177ZM75 177V176H74ZM260 177V176H259ZM263 177V176H262ZM90 178V177H88ZM87 178V179H88ZM246 178V177H245ZM244 178V179H245ZM249 178V177H248ZM214 179V178H213ZM251 179V178H250ZM253 179V178H252ZM262 179V178H261ZM66 180V179H65ZM96 180V179H95ZM249 180V179H248ZM255 179H253L254 181ZM258 180V178L256 179ZM93 181V180H92ZM220 181V180H219ZM87 182V181H86ZM100 182V181H99ZM234 183V181H232ZM236 182V181H235ZM258 182V181H257ZM213 183V182H212ZM219 183V182H218ZM261 183V181H260ZM264 183V182H263ZM261 183V184H263ZM214 184V183H213ZM259 184V183H258ZM256 184V185H258ZM98 186V184H97ZM96 186V187H97ZM255 186V185H253ZM264 186V185H263ZM249 187H252L251 185ZM248 187V188H249ZM62 189V188H61ZM260 189V188H259ZM262 190V189H261ZM149 191V190H148ZM249 192V191H248ZM105 193V192H104ZM107 193H110L109 191ZM103 194V193H102ZM246 194V193H245ZM248 194V193H247ZM105 197L108 194H104ZM147 195V194H146ZM109 196V195H108ZM148 196V195H147ZM228 196V195H227ZM61 197V196H60ZM104 197V198H105ZM149 198V197H148ZM148 198H145L144 200H148ZM58 199V198H57ZM56 199V200H57ZM137 199L143 200L141 196H139ZM60 200V199H59ZM64 200V199H63ZM102 200V199H101ZM104 201V200H103ZM264 201V200H263ZM140 202V201H139ZM103 204V203H102ZM235 204V203H233ZM264 204V203H263ZM55 205V204H54ZM232 205V204H231ZM99 206V205H98ZM101 206V205H100ZM147 206V205H146ZM254 206V205H253ZM252 206V207H253ZM92 207V206H91ZM232 207V206H231ZM239 208V206H236V208ZM243 207V206H242ZM229 208V207H228ZM232 209V208H231ZM242 209V208H241ZM90 210V209H89ZM93 211V210H92ZM96 211V210H95ZM205 211V210H204ZM46 212V213H45ZM210 214V213H209ZM263 215V214H262ZM104 218L99 217L97 219V223L101 221V219ZM192 218V217H191ZM191 220V219H190ZM187 221V220H186ZM192 221V220H191ZM94 227L95 228V224ZM100 223V222H99ZM97 227V226H96ZM88 230V229H87ZM92 230V229H91ZM258 230V229H257ZM90 231V230H89ZM123 231V230H122ZM91 232V231H90ZM74 233V232H73ZM87 233V232H86ZM85 233V234H86ZM89 233V232H88ZM120 233V232H119ZM124 233V231H123ZM122 233V234H123ZM129 235V234H128ZM68 237V236H67ZM70 238V237H69ZM83 238V236H82ZM116 238V237H115ZM47 239V238H46ZM68 240V239H67ZM67 244V243H66ZM247 246V245H246ZM60 249V248H59ZM237 250V249H236ZM58 252V251H57ZM59 253V252H58ZM254 255V254H253ZM49 257V255H48ZM50 258V257H49ZM57 258V257H56ZM47 260V259H46ZM253 260V259H252ZM45 262V261H44ZM254 262V261H253ZM57 263V262H56ZM55 264V263H54Z\"/></svg>","mask_w":264,"mask_h":264}]
</instances>
